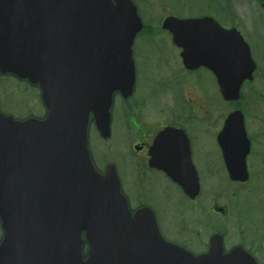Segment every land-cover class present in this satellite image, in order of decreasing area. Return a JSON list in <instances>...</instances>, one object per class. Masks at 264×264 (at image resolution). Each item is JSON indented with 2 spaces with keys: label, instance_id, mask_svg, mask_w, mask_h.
Returning a JSON list of instances; mask_svg holds the SVG:
<instances>
[{
  "label": "water",
  "instance_id": "water-1",
  "mask_svg": "<svg viewBox=\"0 0 264 264\" xmlns=\"http://www.w3.org/2000/svg\"><path fill=\"white\" fill-rule=\"evenodd\" d=\"M212 20L171 16L163 26L185 65L211 68L224 98L235 100L256 65L241 33L213 30ZM142 28L132 0H0V69L41 81L49 108L44 120L0 117V264H258L242 249L224 254L215 240L201 255L166 241L149 207L132 213L116 166L102 174L93 163L90 113L109 137L112 95L133 89L132 45ZM171 134L188 147L174 129L154 147L166 148ZM165 165L187 194L198 193L191 159Z\"/></svg>",
  "mask_w": 264,
  "mask_h": 264
},
{
  "label": "flooded vegetation",
  "instance_id": "flooded-vegetation-1",
  "mask_svg": "<svg viewBox=\"0 0 264 264\" xmlns=\"http://www.w3.org/2000/svg\"><path fill=\"white\" fill-rule=\"evenodd\" d=\"M232 1L225 2L224 11L230 10ZM206 2L198 17L212 18L225 28L237 27L250 44L257 64L253 79L242 83L239 99H223L215 72L206 65L188 69L183 63L182 49L174 44L172 33L162 27L169 15L191 16L176 12L161 16L149 13L155 24H145L143 31L168 38L178 50L181 67L172 68L166 74L157 70L140 87L137 52L133 47L134 91L130 95L116 91L111 109V134L118 138L123 160L117 165V172L132 211L150 207L168 241L202 254L209 251L212 238L220 235L225 253L243 248L264 264V31L256 30L254 36L240 26L234 15L230 14L229 21L225 19L221 0ZM258 3L264 11V0ZM211 26L215 27V23ZM256 46L261 49L260 53ZM190 84L196 86L195 92L190 90ZM165 91L168 103L155 107L154 101ZM47 113L40 82L0 70V116L24 121L44 119ZM234 113L240 114L233 115L226 125ZM167 127L186 133L190 151L153 152L157 136ZM96 130L92 117L89 131ZM174 137L168 138L174 140ZM188 152L201 184L195 198L189 197L166 169L157 165L166 160L179 162L181 157H188ZM94 162L99 167L95 159ZM245 172L247 177L243 175ZM189 177L186 172L184 178ZM254 193L261 194L259 204L253 202ZM254 205L259 207V221L254 220ZM3 236L0 218V242Z\"/></svg>",
  "mask_w": 264,
  "mask_h": 264
},
{
  "label": "rangeland",
  "instance_id": "rangeland-1",
  "mask_svg": "<svg viewBox=\"0 0 264 264\" xmlns=\"http://www.w3.org/2000/svg\"><path fill=\"white\" fill-rule=\"evenodd\" d=\"M207 0H181L180 2L171 1L169 4L162 5V2L158 0H151L152 9L149 10V13H162L163 7L164 12H167L170 8L175 9L177 11L186 9L187 13H198L202 12L207 5ZM227 0H221L222 4H225ZM150 1L141 0V13L143 12L145 18L148 23L155 24V21L151 20V16L148 13ZM181 4H185L186 7H182ZM230 7L236 13L234 18L240 23V26L249 31L250 34L256 35L257 31H264V11L258 5L257 0H233ZM171 10V9H170ZM154 12V13H152ZM158 15V14H156ZM225 19L229 21L232 16L228 13L225 14ZM255 43H257L254 40ZM254 44V43H253ZM258 52L260 53L259 46H256ZM136 48V58L138 64V72H139V85L141 87L142 84L150 81L157 70L167 73L170 69L181 67L179 53L177 48L173 46V44L169 41L168 38H164L161 35L151 36L149 34H140L135 41ZM193 84V83H192ZM190 84V90L195 92L197 89L196 86H192ZM161 100V101H159ZM159 100H155V107L160 108L164 107L168 103V94L165 91L161 94ZM147 102H150V99H147ZM151 108V107H148ZM116 135V134H115ZM112 138L108 144H110V150L106 151L105 146L100 144L98 136L96 135L93 138V148L95 154L106 157L108 160L113 161L116 164L121 165L123 160L118 150V138ZM107 145V144H106ZM104 152V154H103ZM260 199H262L261 194H253V202L259 204ZM254 220L259 221L261 218V214L259 211V207L254 205Z\"/></svg>",
  "mask_w": 264,
  "mask_h": 264
}]
</instances>
